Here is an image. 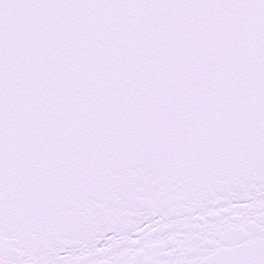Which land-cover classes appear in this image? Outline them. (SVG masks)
<instances>
[{
  "label": "snow or ice",
  "instance_id": "1",
  "mask_svg": "<svg viewBox=\"0 0 264 264\" xmlns=\"http://www.w3.org/2000/svg\"><path fill=\"white\" fill-rule=\"evenodd\" d=\"M0 264H264V0H0Z\"/></svg>",
  "mask_w": 264,
  "mask_h": 264
}]
</instances>
